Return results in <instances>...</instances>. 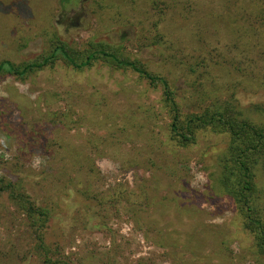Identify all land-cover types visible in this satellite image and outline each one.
<instances>
[{"label":"rangeland","instance_id":"1","mask_svg":"<svg viewBox=\"0 0 264 264\" xmlns=\"http://www.w3.org/2000/svg\"><path fill=\"white\" fill-rule=\"evenodd\" d=\"M62 40L119 47L169 81L184 114L231 97L264 105V0H0V63ZM162 98L102 60L0 74V185L50 215L41 249L0 191V264H47L45 251L68 264H264L233 200L213 191L229 136L201 130L179 147Z\"/></svg>","mask_w":264,"mask_h":264},{"label":"trees","instance_id":"2","mask_svg":"<svg viewBox=\"0 0 264 264\" xmlns=\"http://www.w3.org/2000/svg\"><path fill=\"white\" fill-rule=\"evenodd\" d=\"M71 1L63 0V3ZM60 58L77 69L90 67L95 60H102L114 67L132 69L151 84L161 85L162 101L171 120L170 139L179 147L195 144L201 130L227 134L229 141L226 147L214 155L212 162L213 191L233 200L246 229L255 237L258 254L264 258V105L244 106L231 97L212 102L202 112L184 114L177 92L166 78L153 74L140 60L125 57L119 47L103 41L92 42L83 52L74 50L63 40L58 41L48 53L23 66L3 61L0 74L24 76ZM5 189L12 191L19 206L27 212L31 225L36 227L39 247L44 249L45 240L40 228L50 217L48 210L36 208L26 200L27 197L16 194L12 183L0 185V191ZM45 256L47 264H68L63 260L53 261L47 251Z\"/></svg>","mask_w":264,"mask_h":264}]
</instances>
